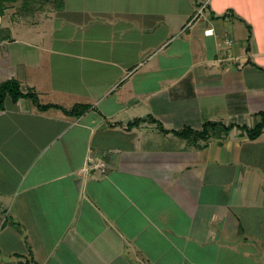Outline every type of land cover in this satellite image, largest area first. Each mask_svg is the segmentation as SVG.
Listing matches in <instances>:
<instances>
[{"label":"crops","instance_id":"crops-1","mask_svg":"<svg viewBox=\"0 0 264 264\" xmlns=\"http://www.w3.org/2000/svg\"><path fill=\"white\" fill-rule=\"evenodd\" d=\"M61 1L0 0V83L60 107L0 111V264H264V0Z\"/></svg>","mask_w":264,"mask_h":264},{"label":"trees","instance_id":"trees-1","mask_svg":"<svg viewBox=\"0 0 264 264\" xmlns=\"http://www.w3.org/2000/svg\"><path fill=\"white\" fill-rule=\"evenodd\" d=\"M2 1V0H1ZM9 1H15V0H9ZM26 1L27 0H23ZM41 1H50V0H41ZM54 2L58 3V6L60 7L62 4L61 0H54ZM30 99L34 105L37 106L40 110H49L50 108H60L58 105L55 104H42L39 100V97L35 91H27L24 92L21 88V84L16 79H9L2 83H0V111L5 110L6 108V101L8 99L11 100L12 103H17L20 99ZM88 105L84 104H76L71 110H65L62 109L65 113L79 117L81 116L87 109ZM261 121L256 124L254 127L247 129L249 137L251 139H255L262 133L264 129V112L261 114ZM217 126L216 123L207 122L204 125V128L202 131L195 132L199 136L207 137L209 135L208 129L209 127ZM187 132H192L190 128H185L182 131H180L179 135H185Z\"/></svg>","mask_w":264,"mask_h":264},{"label":"built area","instance_id":"built-area-1","mask_svg":"<svg viewBox=\"0 0 264 264\" xmlns=\"http://www.w3.org/2000/svg\"><path fill=\"white\" fill-rule=\"evenodd\" d=\"M209 31V30H208ZM104 168V163L98 162L96 158L90 157L89 162L87 163V166H85V170H92V169H98V168Z\"/></svg>","mask_w":264,"mask_h":264},{"label":"rangeland","instance_id":"rangeland-1","mask_svg":"<svg viewBox=\"0 0 264 264\" xmlns=\"http://www.w3.org/2000/svg\"><path fill=\"white\" fill-rule=\"evenodd\" d=\"M75 89V88H74ZM70 97V96H69ZM57 101H60V99H56ZM66 103H64L65 105H69L70 102H72L71 100L65 101ZM15 141V140H14Z\"/></svg>","mask_w":264,"mask_h":264}]
</instances>
